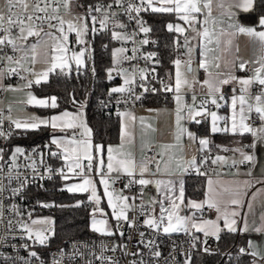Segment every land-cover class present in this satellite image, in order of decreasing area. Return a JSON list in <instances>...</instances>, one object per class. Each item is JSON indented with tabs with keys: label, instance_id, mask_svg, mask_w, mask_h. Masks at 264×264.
Here are the masks:
<instances>
[{
	"label": "snow or ice",
	"instance_id": "obj_1",
	"mask_svg": "<svg viewBox=\"0 0 264 264\" xmlns=\"http://www.w3.org/2000/svg\"><path fill=\"white\" fill-rule=\"evenodd\" d=\"M211 0H113V3L104 5H96L95 8L89 6L87 13L81 16H72L71 18H67L66 16H71L69 12H65L61 14L60 12V0H4V4L0 7V64H3L4 67H0V78L8 75H20L21 79H25L22 73H29L35 79H28V83L24 85L25 88H30L33 83L40 84L42 80L47 81L50 73H54L57 69L60 70L62 74L65 73V69L71 71L72 63L74 62L79 71L80 68L85 66V57L91 58V47L87 40L88 33L91 31L93 34L97 33V31H106L111 25V38L114 41L122 42V45L131 41L134 45H146L149 43L148 39H142L137 42L136 37L138 33L133 30L132 33L120 32L116 29H125L127 25L120 22L117 17L119 13L113 11V7L116 6L120 8L124 15L128 17L129 21H135L139 32L147 35L151 29L149 27L144 26V22L140 18L141 11H148L154 13L175 12L177 14V18L179 20L184 21L185 24H188L189 27L195 30L194 25L196 22V18L193 15L194 13L202 12L203 8H210ZM63 7L65 9L68 8V2L65 0ZM223 12V14L229 17L228 20V28L224 29L221 27L220 35L221 36H235L237 34L247 35L254 42H258L260 49L264 52V30L257 31L253 27L242 26L237 21H233L231 19L232 16L235 15L233 8H240L243 11L247 12L252 10L254 7V0H240L239 4H225L223 0L217 5ZM93 12L99 13L100 15H93ZM89 20L91 21V28L89 27ZM99 24V29H97L96 25ZM47 25L49 29H54L55 32H58L60 35L56 36L52 31L45 32L44 26ZM259 27L264 29V16H261L259 19ZM13 29H16V33L13 34ZM167 29L169 32H176L179 35H184L187 31L180 24H172L169 23L167 25ZM44 33V36H47L55 41L52 45L51 53L46 54V58L44 63L48 65L42 71H35L33 67H25V64L34 65L36 60V49L38 45L41 43L42 37L41 33ZM75 33L76 44L83 45L79 51L71 49L69 47L70 40L69 34ZM198 36L206 38L207 44L215 43L216 48H208L207 52H214L220 48L221 41L216 38V25L215 22L213 24V32L210 34L207 28H204V31L197 32ZM37 37L39 38L36 43L31 45H27L26 41L29 37ZM224 51H228L231 46L232 41L225 40L224 42ZM175 44L177 48L181 47L179 43V36L175 40ZM205 41H201V60L199 67L204 69L209 78H206L202 82V87H207V98L202 100H197V96L193 93L192 96V104L189 105L184 101V97L182 95V88L188 87L192 88L196 83H200L198 80L193 78L191 83L187 80L186 74H190L193 72L191 67L192 63V46L188 42V37L184 36V45L187 49L188 60L183 62L187 65L185 70L181 71L182 61L177 58L172 63L176 67L175 74V85L165 84L163 80H160L161 89H152L153 92L156 91H166L173 92V100L176 103L175 109V128L176 131L174 133V137L176 140V144H164L161 145L163 151L158 153L161 159L155 160V165L157 170L159 171L161 163H165L167 166L169 161H164L163 157L167 155L169 160L173 158V152L171 151L177 146L182 147L180 145V141L182 136L187 132V129L182 125V121L185 119L192 120L196 123H200V120H197V117H211V132H229L231 131L233 134L239 133L243 135L244 133H250L256 141L264 143V56H261L257 63L259 67H256L254 71V75L249 78H238L231 72H210L208 71V65L211 63L207 59L206 51L204 47ZM10 48L13 53L19 54L18 56L8 55L4 49ZM128 49L124 46L114 48L112 50V60H113V68L108 69V78L111 80L112 72L117 70V65L122 63L125 60H132L137 58V54L139 53L138 47H133L132 56H127ZM70 53V55H69ZM155 53H148L143 58L145 60H153L155 57ZM220 57H214L213 60L218 61ZM159 63V61H155ZM227 63V61H226ZM248 62H242L239 64V69L241 71L245 70L246 64ZM235 66V65H234ZM216 68H220V64L218 62L215 63ZM135 69L133 70V78H129L128 72L125 69H118V74L123 77V85L119 87H112L109 90V96L113 93H133V88L131 85L134 83ZM155 71V69H152ZM140 78L141 80L146 79L147 70L140 69ZM93 74H95V70L93 69ZM155 78V77H153ZM231 82H236L240 85V94L236 95V89L233 88V96L231 97V127L227 126V123L224 127H220L218 122L221 120L227 121V118L221 117L217 114L216 111H210L207 107L208 104L214 105L216 108H220L222 105L220 101H225L227 103L226 98L220 94L221 87L223 85L229 84ZM253 84L260 85V90L253 97L255 103H249V98L252 97V93L249 91ZM144 87V90L147 91V87L145 85H141ZM10 91H22L23 89L11 88ZM140 95H135V100H139ZM120 101H118L119 103ZM21 103L41 108L51 107L53 109L58 107L57 98L55 96L45 97V98H37L31 92L26 93V99L21 101ZM74 104L79 102L73 100ZM239 104V108L237 109V105ZM247 106V107H245ZM84 105L82 103L79 104V108L76 113H71L68 111H64L58 115H52L49 118H39L36 116H30L26 119H14L11 115L12 107L9 105V114L7 116L4 115L3 111L0 110V138L8 139L11 137L13 132V127H10L6 132L3 128V124L5 120H8L10 126H14V129H38L41 125L43 126H51L53 130L59 129L60 131L65 130H74V134L71 138L65 136L61 138L53 137L51 143L56 146L57 149H60V152H50L53 157H59L64 160V166L57 169L56 172L60 175L63 180H68L73 177H80V182L73 183L71 185H65V188L68 192H79V193H88V201L93 204L94 207L91 212V230L97 232L101 235L112 236L117 232L123 236V231L121 230V221L127 222L129 227L133 226V221L128 220L127 213L129 211L134 210L137 206L134 203H130L129 201H135V196L123 195V189L118 193L115 190L110 189V183H114L116 179H119L121 173L133 177L130 179L125 185L124 188H129L133 184H138L141 186H146L148 184H155L157 188L160 187L161 184H165L167 190L164 193V200H152L148 201L150 205L154 206L159 203L160 211L159 216H153L151 213L145 212L143 204L145 202L142 201V205L140 206V211L142 215H145L147 218L143 221L144 225L148 228L160 232L162 231L164 234H171L175 232H184L186 235L192 236V247H196V241L199 239L194 236L193 231L202 232L204 237L207 238L209 235L215 236L219 239V232L221 231V227L218 223L219 220L223 219V227L226 228L229 232L237 231V217L240 215V210L243 208V201L240 199L241 196V187L239 181L229 182V186H221L219 189L213 187L214 181L209 178L207 181L208 190L205 192V199L203 201L197 202L193 200H189L187 202V207L190 209H194L191 216H182L179 214V209L181 204H183L184 198V186L183 181H180L179 187V195L177 196L173 191L172 187H168L174 185V181H160V180H149L144 178L145 173H150L151 175H155V173L150 172V165L153 163V158L147 157L139 162V166L137 161L131 156V153H122L120 149L123 148L125 143V137L131 136L132 133L128 131L129 125H134L137 121V117L131 111L117 112V115L121 117V145L118 148L114 149L112 146L108 147V163H107V172L104 171V161L100 159L99 164L95 166L93 165V161L96 157V154L101 153L102 147L100 145H93L91 142V130L88 128L86 123L83 121V109ZM257 114L255 118H253L250 114L253 112ZM148 111H154L149 109ZM258 119L260 122L259 127L254 126L253 124L246 123L247 120ZM139 122L142 130L146 133L148 130L155 131L151 125L145 123L144 117H139ZM82 129L80 135L84 137V139H76L75 130ZM187 135L193 143H198L200 145L199 151L203 152L208 148L210 141L207 138H197L193 133L187 132ZM255 143L253 144V148H255ZM35 149L33 153H35ZM234 152H239L241 159L239 161L233 159L232 167H236L238 164H244L247 162H251L254 160V155L246 154L243 148L233 149ZM4 149L0 148V160L4 159L3 156ZM114 153H116L114 155ZM19 156H25L26 160L30 158L25 155V150L21 147H16L9 157L10 164L8 165L7 177L9 183H11L13 177L12 172L14 169H19L21 165L17 162ZM42 160V154H41ZM86 160L87 166H85L82 161ZM208 160V157H203L199 161L195 157L191 160L186 161V169H195L200 175H206L204 172H200V167H202ZM218 162L224 163L226 162V158L217 155L214 159L211 160L213 165H216ZM179 166V165H178ZM26 169H31L33 175H38L36 160L31 159L30 163L24 165ZM137 168L139 171L140 178L135 179V174L137 172ZM67 169V171H65ZM95 170L96 175L100 176V184L103 185L104 188V197L107 198L108 207L111 209V217L116 221L115 228L110 226L107 213H105L104 209L100 207L101 197L97 194V186L91 177V174ZM3 171V168H0V172ZM45 172L49 174V177L52 174L51 168H46ZM115 173V175H113ZM0 179H3L0 177ZM16 182L20 184V187L12 188L11 193L13 196L19 195L24 187V183H22L19 179V172H17ZM219 183V182H217ZM250 181H243V185L245 188L250 185ZM234 185V186H233ZM6 190V186L0 183V193ZM63 190V189H62ZM264 191V190H260ZM143 192L141 196H143ZM253 199H255V194L253 195ZM165 200L168 202L167 206L165 204ZM179 200L180 204L176 203ZM262 203V208H264V201ZM80 205V202H77V207ZM55 205L42 203L41 207L48 208L53 207ZM207 209H215L218 213L217 219L213 220H202L197 218L196 212H201L204 208ZM249 210L251 211L253 208V204H248ZM2 208V205H0ZM11 211L14 212L16 216H22V213L19 211L15 204L12 205ZM97 213L101 218H97ZM2 215V212H0ZM28 217L31 221V225H42L45 227L41 228H33L28 223L23 220L18 221L20 230L25 234L26 239L32 241L33 244L46 245V242L50 239L52 235H54V230L50 227L54 224V221L51 218L41 217L37 219L32 218V213H28ZM12 221L9 220L8 224L11 226ZM247 227V224H246ZM259 231V229H257ZM144 233H140L141 242L143 243ZM23 238V237H22ZM152 240H148L145 243V247L149 249L150 254L159 258L161 256V252L159 250L152 251ZM204 243H207L206 239ZM15 247V246H13ZM22 247L27 248L28 245H22ZM75 247V245H74ZM85 247H87L85 245ZM117 247H126L121 245H115L111 249V251H116ZM102 251L101 255L96 256L97 260H100L103 264L104 261H107L108 264H118L117 261H114L111 257H105L102 253L107 250L106 246H101ZM249 249H252V243L249 242ZM241 248V254H248L253 257H259V259L264 260V256H261L260 253L256 250ZM208 251L207 248L204 249ZM128 254V253H125ZM76 255H83L79 253L78 250L73 253L74 258ZM94 255V253H93ZM131 255L136 256L139 255L138 252L131 253ZM186 256L185 264H191V257L188 254H184ZM29 256L39 259L38 254L35 251H30ZM60 256L63 258L64 250H60ZM6 264L8 261H11V257H5ZM20 260H24L23 257L19 258ZM175 259V258H173ZM12 264H15V261H12ZM27 264V262H25ZM53 264H61L60 260H53ZM86 264H92L91 260H88ZM130 264H145L144 260H133Z\"/></svg>",
	"mask_w": 264,
	"mask_h": 264
},
{
	"label": "crops",
	"instance_id": "obj_2",
	"mask_svg": "<svg viewBox=\"0 0 264 264\" xmlns=\"http://www.w3.org/2000/svg\"><path fill=\"white\" fill-rule=\"evenodd\" d=\"M78 2L79 1H77L75 5L72 4V6L76 8ZM219 2L220 0H211L210 8H203V5H201L202 12L193 14L196 18V22L194 25L195 30L191 28L190 33L187 35L188 42L192 46L191 67L193 69V72L190 74H186V78L191 83V81L195 77V79L198 80L200 83H196L190 89L188 87L182 88V95L184 97V101L187 99L189 101V105L192 104L193 93H195V95L197 96L198 101L207 98V87L206 86L202 87V82L206 78H209V77L207 73L205 72V70L199 67L200 60L202 58L201 57V41L202 40L205 41L204 47H205L207 59L211 61V63H209L208 65V71L213 72V73L219 72V71L231 72L238 78H249L246 76V72L250 71L251 73L250 77H252L254 75L253 70L256 67H259V64L257 63L258 59L261 56H264V52L261 51L259 43L254 42L247 35L237 34L235 36H221L219 34L221 27H223L224 29L228 28V20H229V17L223 14L222 10L217 7ZM223 2L225 4L236 5L240 3V0H223ZM2 6H3V1L0 0V7ZM252 10L245 12L240 8L234 7L233 11L235 12V15L232 16L231 19L233 21H237L242 26L253 27L257 31L264 30L259 27V19L261 16H264V14L256 17V19L252 23L242 22L240 20L241 15L250 14ZM175 15L177 17V14ZM177 21H179L178 18H177ZM214 22L216 25V38L220 39L221 45L218 50L214 52H207L208 48H216V45L215 43L207 44L206 38L198 36L197 32L202 33L204 31V28H207L208 32L211 34L213 32ZM69 38L70 39L72 38L71 34H69ZM229 39L232 41V43L228 51L225 52L223 50L224 49L223 42ZM183 45H184V42H182L181 44V49L179 47L180 52L186 49L185 47H183ZM183 48L184 50H182ZM214 57H220V59L218 61H215L213 60ZM172 61H174L173 58L171 62ZM216 62L220 64V68L215 67ZM242 62H248L246 64L244 71H241L239 69V64ZM172 65H173L172 74H171V77L169 78V81H170V84L174 86L176 67L173 63ZM186 67L187 65L185 66V68ZM184 70L185 69H183V67L181 66V71L183 72ZM114 81H118V77ZM10 85L11 84L8 81H5L4 78H0V87L3 88V96L2 98H0V107H4L8 111V114H9V105H11L12 107V113L15 111H19V110L21 111L23 107L25 109L28 107H32V106H26V104L23 107H21V104L19 102L14 103V104L7 102V101H10L12 97L19 94L17 92H20L21 94H25V96H26V93L28 92L32 93V85L29 91L28 90L10 91L8 90ZM233 88L236 89L235 94L239 95L240 85L236 82H231L221 87L220 94H222L226 98L227 103L223 101L222 106L220 108H211L207 105L209 110L216 111L219 116L227 118V121L223 122V120H221L218 122L220 127H224L226 123L229 128L231 127V116H232L231 97L234 94L232 91ZM259 90H260V85L253 84L251 86L249 91L252 93V97L249 98V103H255L253 97L255 96V94H257ZM173 95L174 93L172 92L170 100L165 103L142 102L136 105L135 107L122 108L118 110L120 112L131 111L138 118L134 125L128 126V131L131 132L132 135L125 137L124 146L122 149H120L122 153H125V154L131 153V156L135 159L137 157L142 156L149 146H153L156 152L157 159H161V157L157 155L158 153H161L163 151V149L161 148V145L177 143L174 137V133L176 131V128H175L176 103L173 100ZM238 108H239V104L237 105V109ZM149 109H152L154 111L150 112L148 111ZM250 115L256 116L257 114L253 110V112ZM139 117H144L145 123L151 125V127L154 128L155 131L148 130L145 133L144 130H142L141 128ZM196 119L205 120L207 122L208 132L212 133L210 116L209 117H197ZM117 120H118L117 140L113 143L106 144L104 147L101 146L102 147L101 153L96 154V157L93 161L94 168L96 165L99 164L100 159H103L104 168L107 169L106 166L108 163V147L112 146L114 149H116L118 148V146L121 145V117L118 115H117ZM191 122H194V121L188 120V119H185L182 121V125L187 129V132L193 133L197 138H207L209 140V136H206V135L197 136L194 130L190 126ZM259 125H260V122L258 120V123L255 126L259 127ZM45 127L47 128L48 126H45ZM22 130H26V129H15V132L22 131ZM27 130H32V129H27ZM81 132H82V129H80V133ZM187 132L182 136L181 141L179 142L180 145H182V147L177 146L171 150L174 154L173 158L169 160V157L167 155L163 157L164 161H169L167 166H165V163L162 162L160 165L159 171L157 170L154 176L151 175L150 173H145L144 178L149 179V180H160V181H165V182L174 181L175 182L174 185H171L168 187H172L173 191L178 196L179 187H180L179 182L183 181V186H184L185 171L188 170L186 169L185 162L191 160L193 157L196 158L199 153L209 154L210 155L209 158L211 160L214 159L217 155L225 157L226 162L224 163L218 162V164H221V165H227L230 162H232L233 159L237 161L241 159L239 152H234L233 149L243 148L246 154L254 155L253 161L247 162L246 164H238L237 167L232 172L227 171L223 174L210 173V174L199 176L203 180L202 195L198 198H190V197L185 198L184 197L183 204H181V207L179 209V214L182 216H191L192 213L196 211L194 209H190L189 207H187V202L189 200L200 202L205 199V192L208 190L207 181L209 178H211L214 181L213 187L217 189H219L221 186H229V182L239 181L240 187H241L240 199L243 201V208L240 210V215L236 218L237 219V225H236L237 231L236 232H239L245 235L244 246L247 247V249H249V242L251 241L252 249H249V251L256 250L260 253L261 256H264V208H262V203H261L262 201H264V191H260V190H264V143L256 141L255 138L250 133H244L243 135L245 136L246 139L243 141V143L238 144L236 137L240 136V134L239 133L233 134L231 131H229V132H225L229 136V139L224 140V142L218 148L221 150H215V153L210 154L209 152L210 143L208 145V148L205 151L201 152L199 151L200 145L198 143V140L196 143H193L192 140L189 139ZM80 133H79V136L76 137V139L78 140L84 139V137L80 135ZM68 136L72 137L71 130ZM91 142L93 145H98V144L93 143L92 136H91ZM228 143H230V145H228ZM246 143L250 144L249 148H245ZM254 143L256 145L255 148H253ZM47 144L49 145L50 152H56V151L60 152L61 151L60 149H57L54 144H52L53 146L51 147V144L49 143V137L47 139ZM47 144H45L46 148H47ZM20 146L21 145H18L16 143H13V141H11L10 154L16 147H20ZM43 148L45 147L43 146ZM115 154L116 153H114V155ZM58 160L61 161L62 165L64 166V160L62 158H59ZM82 163L85 165L88 162L86 160H83ZM65 171H67V169H65ZM150 172H151V168H150ZM136 174L140 178L138 168H137ZM89 175H91L94 182H96L95 184L97 186V194L101 197L100 205L105 210V212L107 213V216L109 217L110 226L113 227V224L116 221L112 219L111 217V209L108 207L107 198L104 197V188H103V185L100 184V176L96 175L95 170H93V172ZM113 175H115V173H113ZM120 175H124V174L121 173ZM60 180H62V188L66 190L65 185H71L73 183L80 182V177H73L68 180H63L61 178ZM245 180L251 182L250 185L247 186L246 188L243 185V181ZM110 189L114 190L112 189L111 185H110ZM142 189L144 191L143 193L144 197L146 198V201L148 202L152 200H157V201L164 200V193L167 190V187L165 184H161L159 188H157L155 184H148L146 186L140 185V191ZM115 191L118 193L120 192L119 190H115ZM122 194L127 195L125 192H122ZM254 194H255V199H253ZM176 203L180 204V201L177 200ZM249 203L253 204V208L251 211L249 210V207H248ZM165 204L166 206L168 204L166 200H165ZM150 206L152 208L151 214L153 216L158 217L159 211H160L159 203L155 204L154 206L152 205ZM205 209H206V213L204 216H200L199 212H196V216L198 220L202 219V220L215 221L218 215L215 209H207L206 207ZM218 223L221 227V231L223 230L228 231L226 228L223 227V219L219 220ZM88 224H89V229L91 230L90 220H88ZM246 224H247V227H246ZM257 229H259V231H257ZM192 231L201 240L205 238L202 232H195V230H192ZM92 232L95 233L94 231ZM209 236H211L213 239L216 240L215 236H212V235H209Z\"/></svg>",
	"mask_w": 264,
	"mask_h": 264
},
{
	"label": "built area",
	"instance_id": "obj_3",
	"mask_svg": "<svg viewBox=\"0 0 264 264\" xmlns=\"http://www.w3.org/2000/svg\"><path fill=\"white\" fill-rule=\"evenodd\" d=\"M3 4H4V0ZM79 0H67L68 2V8L65 9L63 7V4L65 0H60V12L61 14H64L66 11L69 12L70 6L73 4L75 5L76 2ZM31 2V0H29ZM112 1H102L97 0L90 2L81 8L76 7L75 10L78 12L79 16L84 15L87 13V10L89 6H92L95 8L96 5H104L112 3ZM151 12V10L148 11H141L140 18L144 22V26L148 27L147 21L145 17ZM119 15L117 19L127 25L125 29H118L120 32H127L132 33L133 30H135L138 35L136 37L137 42L142 39H148L149 43L146 45H139L133 44L131 41L121 45L126 47L128 49L126 55L132 56V49L133 47L139 48V53L137 54V58L132 60H125L121 63L118 69L122 68L127 70L129 78H133V70L135 69V76H134V83L131 85L133 88V93H113L111 96H109V91H107L103 97L99 98L96 102V105L99 109L103 110L107 115H116L117 111L122 108H132L136 105L146 101L149 98H157L161 103H165L170 100L172 92H166V91H156L153 92L152 89H161L160 80H163L165 84H170V81L167 77L162 76L157 73L156 67H155V60L149 61L145 60L143 57L147 55L148 53H154L153 48L154 44L150 39L149 33L147 35L140 33L139 28L135 21H129L128 17L123 14L122 10L118 12ZM93 15L99 16V13L93 12ZM44 27H47L45 25ZM89 27L91 28V21L89 20ZM97 29H99V24L96 25ZM16 29H13V34L16 33ZM109 31V39L111 41V25H109L108 30ZM102 31H97V33L93 34L91 31L88 33L87 40L91 47V40L96 35H99ZM0 35H3V33H0ZM115 42V41H114ZM118 42V41H116ZM69 47L74 50H80V48L83 47V45H77L76 42L73 40V38L70 39ZM106 46H104L105 48ZM4 51L8 55H14L18 56L19 54L13 53L10 48H5ZM3 53H0L2 55ZM172 58L175 60L179 58L181 61L183 60V57L181 55L180 49L177 48V46L174 47ZM0 67H4L3 64H0ZM113 68L112 65L108 69ZM118 69L114 70L112 72V75L118 74ZM140 69L147 70V76L146 79L141 80L140 78ZM152 69H155V71H152ZM108 75V74H107ZM246 76L250 77L251 73L250 71L246 72ZM155 77V78H153ZM5 81L12 82V83H18V81L21 80L20 75H11V76H4L3 77ZM145 85L147 87V91L144 90V87H141V85ZM135 95H140L139 100H135ZM3 96V88L0 87V98ZM118 101H120L118 103ZM185 102L189 104V101L186 99ZM221 105L223 101H220ZM211 108H216L214 105L208 104ZM0 110L3 111L4 115H8V111L4 107H0ZM255 118L256 116H252ZM224 122V120H223ZM246 123L253 124L254 126L258 123V119H255V122L253 119H249L246 121ZM10 127H13V133H15L14 126H10L8 120L4 121L3 128L7 132ZM76 137L79 136L80 129L75 130ZM74 130H71V135L73 136ZM8 139L0 138V148L4 149L3 156L4 159L0 160V168H3V171L0 172V177L3 179H0V183L6 186V190L2 193H0V205H2V208H0V212H2V215H0V264H6L5 257H11L12 260L8 261L7 264H12V261H15V264H53V260H60L61 264H86L88 260L92 261V264H102L100 260L96 259V256L101 255L102 248L101 246H106L107 250L103 251V255L105 257H111L114 261H117L118 264H130L131 261L136 260H144L145 264H185L186 256L185 253L190 255L192 257L195 253H200L203 255L208 256H214L219 255L223 257L224 259H229L232 262H236L239 257L245 256L248 258L247 264H264V260L259 259V257H252L248 254H241L240 249L247 247H241L239 250H230V249H220L216 240L213 239L211 236H208L204 239H199L196 241V247L193 248L192 245V236L186 235L184 232H175L171 234H164L162 231L156 232L147 226L144 225L143 221L147 218L145 215L141 214L140 206L142 205V201L145 202L143 204L145 212L151 213L152 208L147 203L146 198L141 196L140 191V185L133 184L129 188H124V185L133 177H129L127 175H120L119 179H116L114 183H110L112 189L121 191L123 189V192H125L128 196H135V201H129L130 203H134L137 207L129 211L127 213L128 220L133 221V226L129 227L127 222L121 221V230L123 231V236H121L118 232L115 235L112 236H106L101 235L97 233H93L92 235L88 236H81V237H73L68 239L63 245L61 246H48V241L46 242V245H39L33 244L32 241L26 239L25 234L20 230L18 221L23 220L24 222L28 223L33 228H41V227H34L31 225V221L28 217V213H32V218L40 214V202L34 198L33 193L38 190L39 188H42L43 184L52 178L56 177L58 179H61L60 175L56 172L57 169L63 167L61 161L58 164H55L51 161V158L48 157L42 149L32 146V145H21L20 147L25 150V155H27L30 159L26 160L25 156H19L18 157V163L21 165V167L17 170L14 169L12 172V181L9 183L7 172H8V165L10 164V151L11 148L8 144ZM250 144L246 143L245 148H249ZM36 150L35 153H33V150ZM58 152V151H56ZM41 154H42V160H41ZM147 157L153 158V163L150 165L151 172L156 173L157 168L155 165V160H157L156 152L153 146H149L144 154L140 157L135 158V161H137V164L139 165V162ZM205 157L202 153H199L196 157L197 161H199L201 158ZM59 159V157H56ZM31 159L36 160L38 175H33L31 169H26L24 167L25 164L30 163ZM246 164V163H244ZM87 166V163L85 164ZM237 167V166H236ZM236 167H232V162H230L227 165H221L216 164L213 165L211 163V159H208L207 162L200 167V172H204L206 174L215 173V174H223L227 171H234ZM46 168L52 169V174L49 177V174L45 172ZM104 171L107 172V169L104 168ZM17 172H19V179L22 183H24V187L19 195L13 196L11 193L12 188L20 187V184L16 182L17 178ZM202 176L200 175L195 169H188L185 171V176ZM135 179H139V176L135 174ZM15 204L19 211L22 213V216H16L13 211H11L12 205ZM206 213V209L201 212H199L200 216H204ZM9 220L12 221L11 226H9L8 222ZM116 222L113 224V228H115ZM45 227V226H44ZM53 228V224L50 226ZM143 232L144 238L143 243L141 242L140 233ZM194 234V233H193ZM194 236H196L194 234ZM23 237V238H22ZM197 237V236H196ZM207 241V243H204V241ZM148 240H152L154 243L152 245V251L159 250L161 252V256L159 258L153 257L149 249L145 247V243ZM27 244L28 247H22V245ZM75 245V247H74ZM85 245L87 247H85ZM115 245H121L126 247H117L116 251H111L113 246ZM15 246V247H13ZM207 248L208 251H205L204 249ZM64 250V256L63 258L60 256V250ZM76 250L79 251V253H82L83 255H76L74 258L73 253L76 252ZM30 251H35L39 259L33 258L29 256ZM138 252L139 255L133 256L131 253ZM94 253V255H93ZM128 253V254H125ZM23 257L24 260H20L19 258ZM175 258V259H173ZM103 264H108L107 261H104Z\"/></svg>",
	"mask_w": 264,
	"mask_h": 264
},
{
	"label": "trees",
	"instance_id": "obj_4",
	"mask_svg": "<svg viewBox=\"0 0 264 264\" xmlns=\"http://www.w3.org/2000/svg\"><path fill=\"white\" fill-rule=\"evenodd\" d=\"M97 0H79L77 7ZM112 1V0H102ZM175 12H150L146 17L147 25L151 29L149 32L150 39L154 44L153 52L156 54L155 64L158 74L167 77L172 74V53L176 46L175 40L178 35L176 32H169L167 25L175 23L177 17ZM264 14V0H254V7L250 14H243L240 20L246 23H252L256 17ZM114 41L109 39V31H102L91 40V58H87L85 66L77 71V68L71 69L68 73H60L55 71L50 73L47 81L40 84H33L32 89L39 95H51L57 98L58 107L39 108L41 112L58 111L65 108H76L80 103L84 105L83 111L87 125L91 130L92 141L104 147L108 143H113L118 137V120L117 115H107L103 110L99 109L96 102L99 98L109 91L108 86L112 82H106L108 68L110 62V47ZM180 45L182 44L179 38ZM104 46H106L104 48ZM181 49V47H180ZM93 69L95 74H93ZM73 100L79 102L73 103ZM146 103H161L157 98H149ZM200 123L191 122L190 126L197 136L206 135L210 140V154L228 140L229 136L225 132L209 133L207 122L200 120ZM50 132L45 126H40L35 130L16 131L8 140L9 146L11 141L18 145L36 146L46 153L51 161L58 164L60 161L53 157L49 151L47 139ZM238 144L243 143L246 139L244 135L236 137ZM47 144V148L43 146ZM230 145V143H228ZM209 158V154H203ZM96 183V182H95ZM62 180L54 177L45 182L42 188L36 190L33 195L40 202V214L49 216L53 221L54 235L48 240V246H61L68 239L73 237H81L92 235L89 229V206L86 193L68 192L62 190ZM203 192V180L199 176H185L184 179V197L198 198ZM77 202L80 205L77 207ZM42 203L55 205L53 207H41ZM219 239L216 242L220 249L239 250L245 247V235L239 232L221 231ZM248 258L239 257L236 262L224 259L219 255L208 256L195 253L191 257V264H247Z\"/></svg>",
	"mask_w": 264,
	"mask_h": 264
},
{
	"label": "rangeland",
	"instance_id": "obj_5",
	"mask_svg": "<svg viewBox=\"0 0 264 264\" xmlns=\"http://www.w3.org/2000/svg\"><path fill=\"white\" fill-rule=\"evenodd\" d=\"M73 1V0H72ZM113 3V2H112ZM77 7V6H76ZM69 13L71 14V16H66V19L67 18H71L72 16H79L78 12L75 10V8L71 5L70 8H69ZM113 11L115 12H119L120 11V8L114 6ZM174 25L175 24H180L181 26H183L187 31L184 33V35H179L178 33H176L181 42H184V36H187L190 31H191V27H189L188 24H185L184 21L182 20H179V21H176L175 23H173ZM118 31V29H116ZM44 31L45 32H48V31H52L56 36H59L60 34L58 32H55L54 29H49L47 27H44ZM71 34V37L73 38V40L76 42V37H75V33H70ZM41 37H42V40H41V43L38 45L37 49H36V60L37 62L34 64V65H29V64H25V67H33L35 69V71L39 72V71H42L43 69H45L46 67H48L47 64L44 63V60L46 58V54H50L51 53V48H52V45L55 43L54 40H52L51 38L47 37V36H44V33L42 32L41 33ZM39 38L33 36V37H29L28 40L26 41V44L27 45H31L33 43H36V41L38 40ZM70 40V38H69ZM121 43L118 41L114 44L111 45L110 47V62H111V65L113 66V60H112V50L114 48H118V47H121ZM76 51H79V50H76ZM70 55V53H69ZM181 55L183 57V62L187 61L188 60V54H187V49H185L184 51L181 52ZM85 62H86V57H85ZM182 62V67L183 69H185V66L186 64ZM121 65V63L119 65H117V69L119 68V66ZM76 68V65L75 63L73 62L72 63V66H71V69H75ZM57 72H60L59 69L56 70ZM69 71L67 69H65V73H68ZM61 73V72H60ZM22 75L24 77H26L25 79H21L20 81H18V83H12V82H9L11 85L9 87L11 88H18V89H23V90H30V88H25L24 85H26L28 83V79H35V77H32L29 73H22ZM44 80H42L41 82H43ZM33 84H36V83H33ZM32 84V85H33ZM123 85V77H121L119 75L118 77V81H112L109 86H108V89L110 90L112 87H119V86H122ZM8 88V86H7ZM19 94L15 95L14 97H12L10 99V101H7L8 103H17L19 102L21 104V107H23L25 104L21 103V101L25 100L26 99V96L25 94H21L20 92H17ZM32 94L35 95L37 98H45V97H52L51 95H37L35 94V92H33V89H32ZM26 106H31V105H26ZM48 108H51V107H48ZM79 106H77L76 108H73V109H70V108H65V109H62V110H58V111H48L46 113L44 112H41V110L39 109V107H36V106H32V107H28V108H24L20 111H15L12 113L11 111V115L13 116V118H21L22 120L23 119H26L30 116H36V117H39V118H49L51 117L52 115H58L64 111H68V112H71V113H76L77 110H78ZM83 111V109H82ZM211 111V110H210ZM15 116V117H14ZM82 119L83 121L86 123L85 121V115H84V111H83V116H82ZM49 128V143L51 144V147L53 146L52 143H51V140L52 138L55 136L57 138H61V137H69L68 134L70 132V129L69 130H65V131H60L59 129L57 130H53L51 128V126L47 127ZM71 138V137H69ZM143 193V189L141 190ZM87 195V200H88V193H86ZM146 195V194H145ZM94 205L90 203V206H89V220H90V228H91V212H92V209H93ZM101 207V205H100ZM102 208V207H101ZM105 211V210H104ZM106 213V212H105ZM41 217H47V218H50L49 216H46V215H37V216H34L33 219H37V218H41ZM97 218H101L99 216V213H97ZM108 220H109V217H108ZM34 227H44L42 225H33ZM97 233V232H95ZM99 234V233H98Z\"/></svg>",
	"mask_w": 264,
	"mask_h": 264
},
{
	"label": "water",
	"instance_id": "obj_6",
	"mask_svg": "<svg viewBox=\"0 0 264 264\" xmlns=\"http://www.w3.org/2000/svg\"><path fill=\"white\" fill-rule=\"evenodd\" d=\"M182 50H184V48L182 49ZM112 79L111 80H109V78H108V75L106 76V82H111V81H114L116 78H117V75H112ZM44 147L46 148V145H44Z\"/></svg>",
	"mask_w": 264,
	"mask_h": 264
}]
</instances>
